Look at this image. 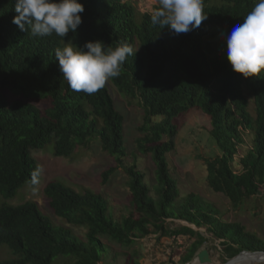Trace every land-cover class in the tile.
Returning <instances> with one entry per match:
<instances>
[{
  "label": "trees",
  "instance_id": "obj_1",
  "mask_svg": "<svg viewBox=\"0 0 264 264\" xmlns=\"http://www.w3.org/2000/svg\"><path fill=\"white\" fill-rule=\"evenodd\" d=\"M79 2L85 8L82 24L61 38L21 31L12 23L18 15L15 0H0V196L11 199L32 181L37 171L32 150L52 141L54 156L73 158L80 148L98 141L116 162L101 173V180L106 183L119 168L124 170L130 212L116 218L100 193L78 192L51 180L44 196L54 214L70 226H53L35 201L1 205L0 251L6 246L13 258H0V264H55L59 259L64 264H99L109 251L102 238L131 246L158 232L198 237L181 259L188 263L205 238L189 226L171 231L165 226L168 219L205 226L221 240L227 258L242 250L264 251V239L237 222L221 220L210 202L194 193L180 196L167 158L175 150L177 118L199 111L209 119V133L222 151L205 159L208 186L224 194L233 208L264 195V73L250 78L235 73L226 43L258 0H204L207 18L180 34L153 25L152 12L139 11L133 0ZM97 40L110 48L127 44L133 49L121 74L107 82L143 110L136 144L154 163L152 180L135 162L125 163L124 118L107 84L93 94L77 92L60 72L57 48ZM223 41L224 48L217 52ZM244 88L253 97L252 111ZM6 92L21 98L9 101ZM247 139L251 145L235 170L234 156ZM71 226L86 229L85 238ZM112 253L114 260L119 257ZM136 254L124 253V264H138Z\"/></svg>",
  "mask_w": 264,
  "mask_h": 264
},
{
  "label": "rangeland",
  "instance_id": "obj_2",
  "mask_svg": "<svg viewBox=\"0 0 264 264\" xmlns=\"http://www.w3.org/2000/svg\"><path fill=\"white\" fill-rule=\"evenodd\" d=\"M138 10L141 12H152L158 6L157 0H133ZM215 44V43H214ZM213 44V45H214ZM217 52L224 48V41L218 45ZM222 52V51H221ZM116 108L124 118V141L127 155L125 163L127 165L136 163L138 169L147 174V179L152 180L154 163L150 154H142L137 150L136 139L142 133L138 130L143 119V110L136 102H130L108 82H106ZM244 93L250 101L252 111L251 93L244 88ZM9 101L21 98L6 92ZM41 107V105H38ZM178 133L175 136V150L167 156L171 172L177 179L180 196L194 193L202 199L213 204L220 211V219L226 222H237L246 231L256 234L264 239V195L262 193L246 199L238 208H233L229 199L222 193L212 191L206 180L205 159L220 155L222 151L215 143L209 133V119L199 111H191L186 116L177 118ZM251 145L249 140L239 147L238 153L234 156L233 168L239 170L238 159L244 154V150ZM54 144L49 142L44 148L32 150L35 165L39 170L38 182L26 183L20 188L11 199H4L0 196V206L3 204L18 205L26 201H35L42 213L47 215L53 226H70L64 219L56 216L49 207L44 196L46 184L55 180L78 192L85 189L100 193L107 199L109 210L121 218L130 212L129 190L126 186L127 175L119 168L108 179L106 183L101 180V173L110 165L116 164L113 157L102 150L98 141H93L87 148H80L73 158L56 157L53 155ZM166 228L171 231L179 230L182 226H189L195 231L201 232L205 241L201 247L209 250L212 258L223 263L228 258L223 251L221 240L214 238L206 227H196L182 220L168 219ZM73 232L85 238L86 229L71 226ZM196 235L189 234H164L150 233L138 239L131 246H122L102 238V242L109 251L104 254L103 261L99 264H124V253L136 251L138 264H185L181 259L189 246L197 240ZM0 258H13L12 253H8L6 246H2ZM128 247V248H125ZM112 252L119 253L117 259H113ZM55 264H64L63 260H58Z\"/></svg>",
  "mask_w": 264,
  "mask_h": 264
},
{
  "label": "clouds",
  "instance_id": "obj_3",
  "mask_svg": "<svg viewBox=\"0 0 264 264\" xmlns=\"http://www.w3.org/2000/svg\"><path fill=\"white\" fill-rule=\"evenodd\" d=\"M150 20L160 28L168 26L176 34L198 28L207 18L204 0H157ZM18 13L12 23L33 37L55 34L65 38L75 33L82 24L85 11L79 0H15ZM227 59L235 73L244 78L258 77L264 73V0H258L243 23H237L226 38ZM136 53V52H135ZM133 49L127 44L115 48L103 41H88L82 47L66 45L55 50L63 79L74 91L93 94L105 83L121 74V69ZM39 170L33 173L32 183L38 182Z\"/></svg>",
  "mask_w": 264,
  "mask_h": 264
},
{
  "label": "water",
  "instance_id": "obj_4",
  "mask_svg": "<svg viewBox=\"0 0 264 264\" xmlns=\"http://www.w3.org/2000/svg\"><path fill=\"white\" fill-rule=\"evenodd\" d=\"M247 258H251L255 264H264V251L242 250L233 257L228 258L225 262L218 263L212 258L207 248L200 247L195 253L194 258L185 264H237Z\"/></svg>",
  "mask_w": 264,
  "mask_h": 264
},
{
  "label": "bare ground",
  "instance_id": "obj_5",
  "mask_svg": "<svg viewBox=\"0 0 264 264\" xmlns=\"http://www.w3.org/2000/svg\"><path fill=\"white\" fill-rule=\"evenodd\" d=\"M195 264H197V263H195ZM237 264H255V262L251 258H247V259L240 261Z\"/></svg>",
  "mask_w": 264,
  "mask_h": 264
}]
</instances>
